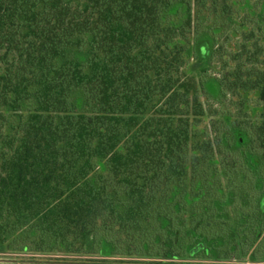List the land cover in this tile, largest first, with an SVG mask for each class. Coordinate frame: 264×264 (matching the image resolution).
I'll return each instance as SVG.
<instances>
[{
	"label": "trees",
	"instance_id": "16d2710c",
	"mask_svg": "<svg viewBox=\"0 0 264 264\" xmlns=\"http://www.w3.org/2000/svg\"><path fill=\"white\" fill-rule=\"evenodd\" d=\"M231 2L0 0V102L37 103V113L20 125L18 146L2 158L0 242L16 235L14 250L51 252L54 243L82 253L90 242L94 253L105 244L116 255L162 256L176 239L168 231L181 229L176 208L186 206L181 198L190 182L204 192L217 187L229 194L228 218L219 226L227 231H212L221 237L213 244L217 255L251 252L264 259V69L244 70L241 63L246 55L258 64L260 48L255 42L252 51L245 38L241 52H226L239 61L234 72L216 77L226 101L239 87L259 94L262 121H235L259 161L254 167L237 160L238 150H222L215 124L224 122L212 121L216 144L207 129L192 131L206 109L200 92L190 96L178 83L186 48L175 39L187 32L196 41L209 32L204 12L213 26L229 28ZM175 4L187 6V27L164 25ZM74 46L80 52L90 47L86 62L67 58ZM76 91L83 94L82 109ZM202 95L212 99L205 89ZM151 108L152 116L139 121ZM100 158L106 171L92 181ZM176 187L180 197L173 196Z\"/></svg>",
	"mask_w": 264,
	"mask_h": 264
},
{
	"label": "rangeland",
	"instance_id": "374dc122",
	"mask_svg": "<svg viewBox=\"0 0 264 264\" xmlns=\"http://www.w3.org/2000/svg\"><path fill=\"white\" fill-rule=\"evenodd\" d=\"M73 1L80 2V0ZM231 3L234 7V14L229 28L213 26V17L207 21L208 14L204 12L201 19L206 21L207 28H211L209 32L203 34L196 41L193 39V33L187 32L175 39L176 43L186 48L184 52L185 64L180 71L178 83L183 92L189 91L190 96L196 91L200 92L206 109L205 115L199 117L198 124L192 125V131L199 130L205 133L207 129L208 140L216 144L217 136L213 131L212 121L224 122L215 124L217 129H221L222 150H238L237 152H240L242 157H237V160L240 163L244 162L247 166L254 167L259 161L249 154V140L235 127V121L247 120L250 123L262 121L263 105L259 94L253 89L244 90L239 87L237 94L230 95L229 98L232 101H226L220 95L216 77L234 72L239 61H233L226 52H241L243 48L240 45L246 41L245 38L249 39L247 45L252 51L256 50L255 42L258 49L260 48L258 54L260 62L253 64L244 55L241 61L245 65L244 70L251 66L264 69V0H232ZM194 14L193 12L192 15L194 16ZM188 19L187 6L175 4L164 15L163 22L165 26L182 28L188 26ZM251 34L254 36L249 37ZM261 46L263 47L262 53ZM89 49L90 47L87 46L83 52H80L76 46L71 47L67 51V58L86 62L89 57ZM215 49L219 50L217 60L211 62L210 55ZM219 57L223 58V61H219ZM226 60L228 61L227 66L224 65ZM203 89L211 94L210 101L202 95ZM73 98L77 107L82 109L84 102L82 92H74ZM214 111H217L216 116L212 115ZM36 113L37 103L33 98L17 103L16 107L0 102V168L3 156H10L19 144L18 139L23 136V131L20 129L21 123L26 122ZM152 114L153 108L141 115L139 121H143ZM189 117L191 120L195 119L193 115ZM204 137V135L201 136V139ZM193 141L194 139H192ZM195 153L197 151H192L191 154ZM222 156L224 155H218V159ZM96 161L97 169L89 175V179L92 181H95L98 175L106 171V161L101 158ZM224 183L226 186V181ZM186 186L189 191L184 198H181V201L186 202V206L176 208L177 226L181 229L168 231L176 239L174 245L168 244L170 251L162 256L116 255L105 244L102 245L98 253H94L91 251L90 242L85 245V251L82 253L67 252L65 246L54 243L51 244L54 248L51 252H40L34 247H32L34 249L14 250L10 247V242L16 237L14 235L7 242H0V264H264V259H254L251 252L239 256L219 257L213 249L218 246H213V244L221 237L215 236L212 231H218L219 234L222 229L227 231L226 227L221 229L219 226H221L220 220L228 218L229 194L225 188L222 190L216 187L209 193L201 191L203 186L200 184L190 187V182H188ZM182 191L176 187L173 196L180 197ZM261 207L264 218V199L261 200ZM163 226L167 228L168 223L165 222ZM236 247L240 249V246Z\"/></svg>",
	"mask_w": 264,
	"mask_h": 264
}]
</instances>
